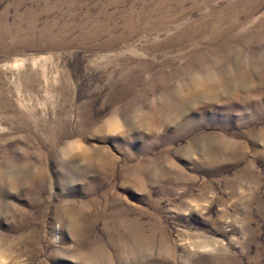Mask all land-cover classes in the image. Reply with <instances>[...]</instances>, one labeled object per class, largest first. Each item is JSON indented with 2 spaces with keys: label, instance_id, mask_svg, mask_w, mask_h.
<instances>
[{
  "label": "rangeland",
  "instance_id": "obj_1",
  "mask_svg": "<svg viewBox=\"0 0 264 264\" xmlns=\"http://www.w3.org/2000/svg\"><path fill=\"white\" fill-rule=\"evenodd\" d=\"M0 264H264V0H0Z\"/></svg>",
  "mask_w": 264,
  "mask_h": 264
}]
</instances>
